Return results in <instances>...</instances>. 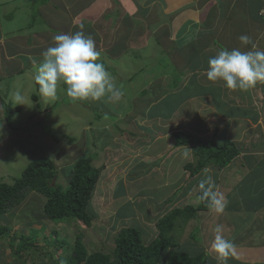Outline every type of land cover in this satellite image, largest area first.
I'll return each mask as SVG.
<instances>
[{
    "label": "rangeland",
    "instance_id": "1",
    "mask_svg": "<svg viewBox=\"0 0 264 264\" xmlns=\"http://www.w3.org/2000/svg\"><path fill=\"white\" fill-rule=\"evenodd\" d=\"M111 1L113 8L111 4L110 10L106 9L105 13L102 12L104 13L103 16L100 15L102 16L101 19L104 20L102 22L104 30H101L106 31V33L102 35L103 32L101 33L100 30L96 32L90 29L95 26V23L88 20H81L79 23H88V25L84 24L86 34H91L90 31H93L91 35L96 42L97 49L101 52L102 62L115 78L118 86L124 91L123 98L118 103L109 102L106 99L73 102L66 95L67 86L62 83L59 86L58 97L55 100L43 97L38 91L39 86L35 83L38 63H33V59L39 61L41 56L39 54L30 55V61L24 56L26 58L23 63L17 66L22 67L23 73L21 74L7 75L6 65L0 66V179L13 183L14 178L21 176L31 161L40 157H49L54 160L58 167V182L66 187L73 166L79 156L84 153L92 156L95 160L93 162L95 166H99L100 160L109 164L115 157V154L110 153V148L122 146L121 141L128 139L131 134L138 133L141 138H145L147 136L144 133L153 134L159 131L158 128L155 130L152 125H143L140 121L145 114V104L143 103L155 102V94H157L155 91L165 90L167 86L168 88L163 94L169 95V98H171L175 89L179 87L181 91L175 93H180V98H186L189 94L194 95L209 89L205 86V83L211 82L206 77V70L209 58L220 50L219 39H213L212 43L205 47L202 44L199 47V43L188 47L191 46V42L182 45L181 43H184L187 39H176L175 34H177L178 29L175 27H177L178 22L174 20L176 18L170 15L171 20L174 21L173 24L169 16H165L166 11L164 12L163 9L167 3L160 6L161 0H155L154 3L146 0L139 3V0H136L135 5L131 3V12L124 13L126 19H122H125V24L129 25L130 29L134 27V31L132 30L134 32L133 36L128 38L125 35L127 30L124 31L121 27L116 32V39H112L114 31L108 26L107 22L112 20L110 16L113 13H109L112 11L111 9H113V12L118 10L122 13L123 11L118 9L119 3H121L120 0ZM99 2H102V0ZM49 3L50 0H8L4 5L3 0H0V15L2 18L0 30L2 33H10V39L5 40L13 47L14 42L21 48L24 43H29L26 50L38 48V46L47 49L54 46L53 37L55 35L75 34L79 30L80 24L72 27L69 33V28L75 25L71 12L63 14L52 9V12L47 10V14H45L43 7ZM221 6L220 4L218 8L221 9ZM83 7H85L84 0H79L76 9ZM142 7L147 9H142ZM34 12H40V16L35 17ZM33 20L35 21L32 26ZM148 25L152 27L146 30ZM187 25H189L188 22L180 28L179 32L183 29L186 32ZM203 28L204 26L199 25L197 28L198 33ZM94 31L98 33L97 39L104 38L106 41L108 40L109 51L98 48L99 44L105 48L104 42L106 43V41L102 40L98 43ZM185 32H181V34L185 35ZM205 34L206 32L201 36L202 43L207 42ZM19 36L23 39H18ZM109 36L110 39H107ZM171 39H176V41H171ZM194 39H197V37H194ZM174 44L177 49L174 48ZM138 46L140 48H136ZM176 50H181V52L172 54ZM118 52V55H114ZM182 56L187 59V62ZM176 63H178V68L175 66ZM176 76H179L181 80L178 79V85L172 87ZM190 82L192 85H188ZM184 85L185 87H183ZM17 91L24 97L22 102L14 99V94ZM2 101L6 102V106H11L13 109L9 123L4 117L5 111L2 107ZM20 103H23V105H19ZM17 107H20V109L17 110ZM261 108L258 107V111ZM155 109L156 106H152L150 111ZM184 110L185 108H182L180 111ZM133 115L143 132L134 125L131 127L126 125ZM254 133L252 134L254 135ZM68 138L73 139V141L71 142ZM259 138L257 142L262 144ZM65 171L68 173L66 174ZM107 173V171H103L101 178ZM132 174L137 175L136 171ZM159 180L160 176L156 173L151 178V182L157 186ZM134 181L135 183L129 184L131 191H137L136 178ZM167 182L165 179L160 182L163 185L160 190L149 187L147 188L148 193L142 188L139 192L142 193L144 199L148 195L155 198L154 203L158 204L161 209L166 207L167 201L165 202L164 198L169 197L166 194H169L172 189ZM105 190L99 184L93 192L91 204L89 205V209L94 216L92 226H87L80 219L54 222L43 218V206L46 198L37 191L31 192L16 207L12 216L7 215L10 218L8 221L12 232L8 237L0 238V264H21L23 260L26 264H57V260L60 264H64V261L60 260V255H65L68 252L65 251L64 247L60 248L58 252L52 250L47 245L45 237L49 241L65 237L68 242H74L77 235L82 234L90 250L106 252L114 249V236L118 229L121 230L124 227L138 228L146 240L147 235L150 234L147 220L135 218V215H128L131 218L129 221L110 220L111 214L109 212L112 211L109 208H112L111 204L114 201L110 203L109 200L107 202V200L101 199L103 198L101 193ZM141 195L138 193L136 197H141ZM124 199L126 198H121L123 204L119 214L135 213L137 207L142 206L148 209L150 205L148 199L147 201L138 200L135 202ZM114 204L117 208L121 205L117 200ZM149 214V211L146 212V216ZM8 221L2 218L0 224ZM55 231H58V236ZM20 233L28 235L32 233L37 240L36 243L45 248L48 246L53 255L50 257L39 254L35 258L31 254L17 255L11 247V243H19L17 237ZM147 239L149 243L154 240L153 237H147ZM164 261L165 258H162V261L158 264H164Z\"/></svg>",
    "mask_w": 264,
    "mask_h": 264
},
{
    "label": "crops",
    "instance_id": "2",
    "mask_svg": "<svg viewBox=\"0 0 264 264\" xmlns=\"http://www.w3.org/2000/svg\"><path fill=\"white\" fill-rule=\"evenodd\" d=\"M7 1L3 0L4 5ZM78 1L50 0V3L43 7L44 13L47 14V10L52 12V9L63 14L71 12L75 25L69 28V33L71 28L78 25L81 20L95 23V26L90 29L96 32L100 30L101 33L103 32L102 35L106 33L101 30L104 28L102 23L104 20L101 17L106 9L110 10L111 4L113 8L112 1L84 0L85 7L77 10ZM131 1L120 0L118 9L122 10V13L118 10L113 12L111 9L109 14L113 13L110 16L112 20L107 23L115 34L112 39H116V32L121 27L124 31L127 30L125 35L128 38L133 36L134 27L130 29L129 25L125 24L126 17H124V13L131 12L130 4L137 3L136 0ZM146 1L154 3L155 0ZM254 1L161 0L160 6L167 3L163 9L164 12L166 11L165 16H169L170 20V15L176 18L174 19L178 22L175 27L178 29L176 37L180 28L186 22L189 23L186 32H193L197 39H191V46L188 47H192L193 44L197 45V43H199V47L200 44L205 47L210 45L213 39H219L222 46H220V50L238 48L241 51H249L251 45H243L239 39L240 36L247 35L255 42L259 50H264V0ZM220 4L222 5L221 9L218 8ZM142 9L146 10L147 8L142 7ZM1 19L0 15V23ZM172 22L174 24V21ZM84 24L88 25V23ZM195 24L205 25L207 28L205 31L206 43L201 42L203 33L198 34ZM95 31L98 43L102 40L106 41L104 38L97 39L98 33ZM90 33L92 34L93 31ZM9 34L2 33L0 30V66L6 65L7 75L21 74L23 73L22 67L17 66L23 63L26 57L30 61V55H41L46 47L38 46V48L26 50L29 43H24L21 48L15 42L13 47L6 41L10 39ZM110 36L107 39H110ZM17 38L23 39L21 36ZM171 41L176 40L171 39ZM104 44L105 48L100 44L98 48L109 51L108 40ZM130 47L134 48L135 46ZM136 48H140V46ZM178 52L181 50H176L172 54ZM118 54L119 52L114 55ZM182 58L187 62L185 57L182 56ZM188 85H192L191 82ZM205 86L209 89L194 95L189 94L186 98H180V93L175 94L176 91H181L179 87L169 98V95L163 94L168 88L166 86L165 90L155 91L157 93L155 102L143 103L145 104V114L140 120L141 124L152 125L155 130L158 128L159 131L153 134L144 133L147 136L145 138H141L138 133L131 134L128 139L121 141L122 146L110 148V153L115 154L112 162L106 164L102 160L99 161L109 165H105V169L102 170V172L107 171L108 173L103 178L100 175L97 183V186L100 184L103 190H108L101 193L103 197L101 199H105L107 202L109 200L110 203L114 201L111 204L112 208H109L112 211L109 212L110 220L129 221L131 219L129 216L134 215L135 218L147 220L150 233L147 237L155 239L158 235L157 223L164 215L174 208H183L187 205L198 206L201 202L198 184L203 179L202 171L192 175L185 167L187 163L194 161L193 145H176L175 133L182 130L200 139L210 140L216 132L217 142L233 141L240 151L239 155L226 167H206L211 169L210 174L219 191L224 194L227 206L222 214H217L210 209L203 210L198 211L196 216L188 222L181 221L172 233L173 240L177 243L172 249L188 252L191 255L204 253L207 258L206 264H217L215 253H211L209 250L214 239L215 227L222 225L225 237L232 239L236 244L237 258H230L228 264H264V83H258L248 91L229 90L224 86L223 81L208 82L205 83ZM152 106H156V109L150 111ZM258 107H262L260 111H258ZM182 108L185 110L180 111ZM126 125L130 127L134 125L139 128L134 115ZM139 130L143 132L142 128ZM253 132H255L254 135ZM258 138L262 144H258ZM186 150L188 155L184 157L182 154ZM135 171L137 175L132 174ZM155 173L160 176L158 186L151 182ZM135 178L138 185L137 191H131L129 184L135 183ZM164 179L168 181V186L172 189L169 194H166L169 197L164 198V201H167L166 207L160 209L159 205L154 203L155 198L148 195L144 199L139 191L142 188L148 193L147 188L149 187L160 190L163 187L160 182ZM138 193L141 197H136ZM121 198H126L124 200L131 202L147 201L148 199L150 205L148 209L142 206L137 207L135 213L119 214L123 204ZM116 200L121 203L118 208L114 204ZM96 204L99 206L98 203ZM148 211L150 214L146 216ZM118 231L120 230L118 229ZM147 237L145 240L142 236L145 244L149 243Z\"/></svg>",
    "mask_w": 264,
    "mask_h": 264
},
{
    "label": "trees",
    "instance_id": "3",
    "mask_svg": "<svg viewBox=\"0 0 264 264\" xmlns=\"http://www.w3.org/2000/svg\"><path fill=\"white\" fill-rule=\"evenodd\" d=\"M34 16H40V12H34ZM195 25L198 28L199 24ZM201 26L205 27V25ZM151 27V25H148L146 30ZM206 29L205 27L198 34L201 35ZM181 32L184 33L185 29ZM181 32L178 33L176 39H187L184 43L180 42L182 45L192 42L191 39L195 37L193 33L185 32V35H182ZM177 64L175 66L178 68ZM178 79H180L179 76L174 78L172 87L178 85ZM2 107L5 111L4 117L9 123L13 109L11 106H6L4 101H2ZM19 109L20 107H17V110ZM216 134L215 132L210 140H203L182 130L175 133L176 145H193L194 161L185 165L192 175L198 174L209 166L226 167L239 155L240 151L235 142H217ZM70 141L72 142L73 139ZM101 170L102 167L94 165L93 157L84 153L76 160L69 176V182L65 187L57 180L58 167L54 160L49 157H40L31 161L21 176L14 178L13 183L0 179V221H2V218L8 221L9 218L5 214L13 215L16 207L31 192L37 191L46 198L43 206V218L54 222L80 219L87 226H92L94 216L89 209V205L101 175ZM203 210H209L204 201H201L198 206L187 205L183 208H174L158 221V235L148 244L144 243L142 233L138 228L124 227L114 236L115 247L110 252L90 250L82 234H78L74 242H68L65 237L56 238L53 241H49L47 237L45 239L47 245L56 252L60 248H65L68 253L60 255V260H63L64 264H158L162 261V258H165V264H206L207 258L204 253L191 255L188 252L172 249L177 245L172 235L176 226L181 221L188 222L196 216L198 211ZM11 232L9 221L0 224V238L10 236ZM55 233L57 236L59 235L58 231H55ZM16 235L18 234L16 233ZM17 238L19 243L12 242L11 247L19 256L31 254L35 258L39 254L50 257L53 255L47 245V248H45L36 243L37 240L32 233L30 235L20 233ZM23 261L21 264H26ZM56 262L58 264L59 260Z\"/></svg>",
    "mask_w": 264,
    "mask_h": 264
},
{
    "label": "clouds",
    "instance_id": "4",
    "mask_svg": "<svg viewBox=\"0 0 264 264\" xmlns=\"http://www.w3.org/2000/svg\"><path fill=\"white\" fill-rule=\"evenodd\" d=\"M239 39L243 45H251V50L221 49L214 57L209 58L206 77L211 82L223 81L229 90L248 91L258 83H264V50H259L247 35H242ZM53 41L54 46L43 51L39 61L33 59L34 64L38 63L35 83L43 97L55 100L62 83L67 86L66 95L73 102L106 99L118 103L123 98L124 91L102 62L101 52L92 35L85 33L84 24L79 25L75 34H58L53 37ZM14 99L22 102L24 97L17 91ZM182 155L186 157L188 151ZM105 165L100 163L96 167H102L103 170ZM210 173L209 168L202 170L203 179L198 184L199 199L211 211L222 214L227 200ZM214 233L209 251L215 253L217 264H228L230 258H237L236 244L225 237L222 225H217Z\"/></svg>",
    "mask_w": 264,
    "mask_h": 264
}]
</instances>
